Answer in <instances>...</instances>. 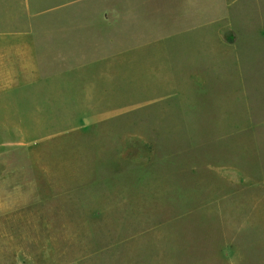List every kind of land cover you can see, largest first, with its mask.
I'll list each match as a JSON object with an SVG mask.
<instances>
[{
  "label": "rangeland",
  "instance_id": "1",
  "mask_svg": "<svg viewBox=\"0 0 264 264\" xmlns=\"http://www.w3.org/2000/svg\"><path fill=\"white\" fill-rule=\"evenodd\" d=\"M0 264H264V0H0Z\"/></svg>",
  "mask_w": 264,
  "mask_h": 264
}]
</instances>
